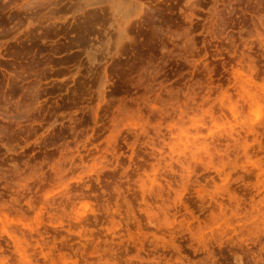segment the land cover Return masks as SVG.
<instances>
[{
    "label": "rangeland",
    "instance_id": "1",
    "mask_svg": "<svg viewBox=\"0 0 264 264\" xmlns=\"http://www.w3.org/2000/svg\"><path fill=\"white\" fill-rule=\"evenodd\" d=\"M263 103L264 0H0V264H264Z\"/></svg>",
    "mask_w": 264,
    "mask_h": 264
},
{
    "label": "bare ground",
    "instance_id": "2",
    "mask_svg": "<svg viewBox=\"0 0 264 264\" xmlns=\"http://www.w3.org/2000/svg\"><path fill=\"white\" fill-rule=\"evenodd\" d=\"M243 91V90H242ZM247 95V94H246ZM251 95V94H250ZM252 96V95H251ZM248 99V98H247ZM251 100V99H250ZM259 100V99H258ZM245 101V100H244ZM261 104H262V102H261ZM263 105H264V103H263ZM255 106V105H254ZM263 107V106H262ZM232 108V107H231ZM230 108V109H231ZM235 107H233V109H234ZM259 108V107H258ZM261 108V107H260ZM260 108H259V110H260ZM232 109V110H233ZM259 110H257L256 112H258ZM237 111H238V109H237ZM251 111V110H250ZM255 112V113H256ZM239 113V112H238ZM259 113V116H258V118H260V111L258 112ZM257 114V113H256ZM235 116H236V113H235ZM262 117V116H261ZM197 143V142H196ZM67 188V187H66ZM33 228H34V226H33ZM32 229V228H31ZM38 230V229H37ZM35 231V230H34ZM38 236H39V233H38ZM12 237V236H11ZM40 238V237H39ZM13 239V238H12ZM13 240H15V239H13ZM15 242V241H14ZM11 243V242H10ZM20 245H21V243H20ZM40 246V245H39ZM43 247V246H42ZM40 248V247H39ZM49 250V249H48ZM44 253V252H43ZM45 254V253H44ZM50 254V253H49ZM24 256H25V254H23ZM26 255H27V253H26ZM47 256V254L45 255V257ZM26 258V257H25ZM29 259V258H28ZM59 264V263H58ZM64 264V263H63Z\"/></svg>",
    "mask_w": 264,
    "mask_h": 264
}]
</instances>
